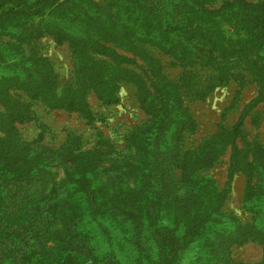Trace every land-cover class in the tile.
<instances>
[{
  "label": "trees",
  "instance_id": "obj_1",
  "mask_svg": "<svg viewBox=\"0 0 264 264\" xmlns=\"http://www.w3.org/2000/svg\"><path fill=\"white\" fill-rule=\"evenodd\" d=\"M61 1L65 3L0 0V35L10 37L7 47L0 48L5 64L4 71L0 68V100L6 105L0 112L2 264L80 263L78 250L82 249L91 261L98 262L113 250L132 263L142 250L147 254L144 262L147 259L151 264H195L184 255L195 248L209 256L199 264H252L234 260L229 247L251 241L264 248V143L256 138L247 142L243 127L250 110L264 103V0H224L213 9L207 6L211 0H79L81 10L71 5L76 0ZM235 19L244 33L226 32V21ZM4 23L10 32L1 31ZM45 36L59 44L68 43L72 49L78 71L64 84L50 58L42 53L40 39ZM120 49L139 57L157 50L186 62L189 69L172 79L162 72L159 59H144V68ZM135 67L150 74V86L143 77L147 74ZM127 80L135 87L149 120L129 133L131 152L123 154L111 140L101 141L91 151L99 152L101 159L93 155L89 165L102 159L139 162L136 158L144 153L145 145L152 138L154 146L158 137L165 141L166 151H178L171 159L177 192L175 199L158 202L155 179L142 190L141 177L134 181L127 168L119 172L114 168L109 174L115 183L108 177L107 183L93 188V198L102 205L101 215L94 218L90 195L74 184L77 177L71 171L76 162L72 158L84 153L81 138L75 136L79 142L75 150L70 144L73 136L57 149L71 151L65 160L56 149L38 143L39 138L31 142H37L36 150L26 148L27 142L17 137L18 124L37 117L35 103L78 112L87 122H94L88 101L91 92L104 105H116ZM230 80L241 85L243 81L256 83L257 96L231 127H221L195 150L189 149L187 137L198 129V123L183 106L181 91L192 100L204 99ZM172 127L178 138L170 133ZM238 138L242 147L236 143ZM229 149L230 180L240 171L246 175L245 208L256 219L250 224L224 210L229 188L220 189L205 173ZM25 151L30 152L28 158L20 160ZM160 156L161 152L155 159ZM51 166L61 167L66 178L55 191H44L42 181ZM60 232L66 233L64 238L57 236ZM71 232L80 239L68 236ZM216 236L226 238L227 250L216 247ZM182 244L184 251L179 249ZM99 247L105 248L103 255ZM254 264H264V260Z\"/></svg>",
  "mask_w": 264,
  "mask_h": 264
},
{
  "label": "rangeland",
  "instance_id": "obj_2",
  "mask_svg": "<svg viewBox=\"0 0 264 264\" xmlns=\"http://www.w3.org/2000/svg\"><path fill=\"white\" fill-rule=\"evenodd\" d=\"M78 1L79 0H76V3L71 2V5H74L73 7H75L77 10H81V6L80 4L78 5ZM223 1L224 0H211L207 4V6L211 9L215 7L218 8L223 4ZM249 1L259 3L262 0ZM62 2L63 1L58 0L57 4H62ZM3 25H5V28L3 27L1 31L10 32L11 28L9 26L6 27V23L1 24V26ZM241 26L242 25L240 24L238 19H235L232 21H226L223 27L225 28L226 32L230 29L229 33L231 35L234 33L233 35H235V32H245V29L241 28ZM106 33L108 36L110 35L109 31ZM9 39L10 37L8 36L0 35V45H4L0 48L7 47L6 45ZM40 43L42 45V53L50 58L55 69L60 75L61 84H64L71 78L72 75H74L76 71H78L76 70V66H74V57L70 45H68V43L59 44L55 42L54 38L51 36H45L41 38ZM120 51L130 57L136 58L139 65L143 66L144 68H146V62L152 60L153 57L159 59V66H161L162 72L167 73L172 79L180 76L184 72V69H189V67L185 64L186 62L182 61L181 63L178 60H173L172 57L167 56L157 50L151 53L150 56L142 54L143 58L134 56V54L123 49H120ZM0 57H2L0 61V68L2 71H4V56L1 55ZM144 59L146 62L144 61ZM135 68H137L139 72L141 71L140 73H142L143 75L147 74L143 77L146 81H148L147 85L150 86V80H152L150 74L148 72H142L143 70L139 67ZM79 73L81 72L79 71ZM243 82V85H241L237 81L230 80L228 84L217 88L206 98L198 100L190 99L186 96L184 91H181L183 96V106L186 107L190 113L194 114L196 122L198 123V129L187 137L186 145L189 146V149L195 150L196 147L202 144L204 139L206 140L218 133L221 127H231L238 120L240 113L244 110L245 106L258 94V86L256 83L251 81ZM88 101L90 103L92 111L94 112V116L96 117V120L91 123L87 122L82 116L79 115L78 112H70L64 109H49L41 103H35L32 107L37 117L25 124H18V139L25 143L27 142L26 144L28 147L26 146V148L36 150L38 148L37 142H31L39 138L40 141L38 143L52 147L54 150L56 149V152L58 153L57 155L66 160L65 156L67 157V155H69L71 151L65 150L62 152H58L57 149L65 144L70 136H73L70 144L71 149L75 150V148H77V144L79 143L76 138H78V136L81 138L79 139L80 142L82 141V143H80L82 145V148L80 150L84 153L78 155L77 158H72L74 162H76L73 165L71 171L73 172V177H77V180L74 184L83 186L85 190L88 191V195H90L89 201L91 204V209L94 212V218L97 217V215H101L100 212L102 205L97 200V198H93V193L101 186L102 183H107L108 177L112 180V183H115L113 179L115 177H110L109 174L110 171L114 168V172H119L123 168H127L134 181H137L138 178L141 177L140 180L141 184L143 185H141L143 187L142 190H145V188L153 184L151 180L155 179L154 182L158 187L157 191L159 193L158 202H162L163 198H166L168 200L175 199V194L177 192V183L176 181H174V178L172 176L171 159L175 157L178 151H166L167 145L163 139L162 141H160L161 138L156 137L157 139L154 141L155 147L151 145V138V141L149 143L151 147H148L149 144L147 143L145 145L146 149L144 150V153H141V155L139 154V157L136 158L139 162H136L133 158H124V160L121 162L102 159L99 160V162L96 163L95 166L89 165L91 156L95 155L97 159H101L99 152H91L95 147L98 146L99 142L101 141L111 140L116 145L117 150L123 154L131 152V149H129L127 142L129 133L138 125H143L149 120V114L145 112V110L143 109V107H141L139 101L137 100L135 87L130 82H128V80L123 82L120 91V102L116 105H104L97 98L94 92H91V94L88 96ZM5 108V102L0 100V112H3ZM167 126H169V124H167L166 127ZM243 127L246 131L247 142H253L256 138L264 143L263 102L259 103L254 109L250 110L249 114L244 119ZM147 129H149V127H147L146 130ZM170 133L177 137L175 127L171 128ZM0 135H3L1 129ZM145 136L144 139L146 140ZM236 143L239 147H242V144H244L241 141V138H238L236 140ZM206 144L203 147L206 148ZM245 146H247L246 143ZM178 148H181L179 143ZM82 149L87 151H84ZM150 149H154V153H151ZM160 152V159H155L157 154ZM29 153V151L23 152L20 155L19 159H27ZM230 156L231 151L229 149L224 153V155H222V157H220V159H218L217 161L215 160L214 165L205 173L217 181L220 189L229 188V197L225 202L224 210L234 213L241 222L250 224L256 221V219H254L253 214L245 208L244 199L247 183L246 175L245 173L240 171L236 173L230 180ZM62 178L66 177L65 172L61 167H49V170L46 171V178H43V184L41 183L44 191H46L47 189L50 191L53 188V191H55L59 186L58 183H61ZM129 185L132 186L134 184ZM142 190L139 191L141 192ZM65 235L66 233L61 232L57 234V236L60 238H64ZM68 236L73 238L76 237L77 240L80 239L74 232H71ZM216 239V247L219 245L220 249H228L227 242L223 243V239L226 238L222 236H218L217 238L216 236ZM70 241H76V239L73 240L71 238ZM76 246L82 247L78 246L77 244ZM216 247L214 246L215 250ZM183 248H185L184 244L179 245L180 250L184 251L185 249ZM98 249H101L99 252L101 253V255H103L105 248L99 247ZM229 249H231L232 258L236 261H243L246 263L254 264L261 260H264V248L261 244L255 242L249 241L244 243L243 245L235 244L229 247ZM197 251L198 248H195L194 250L187 249L184 255L188 256V260H194L195 264H199L202 259H204L205 257H209L207 253L206 255H201L199 254V252L197 253ZM78 252V256L82 259V261L80 263L71 262V264H151V262H149L147 259L144 262L147 254L142 250H140L139 253H136L138 255H136L135 261L132 263H128L130 261H124L126 257L125 254L124 257L118 254L121 252H114L113 250H110V252H108L106 256L107 258H104L103 260L101 259V262L91 261V259L87 257V250L85 249H82V251L78 250ZM0 264H2L1 256ZM9 264L19 263L16 262Z\"/></svg>",
  "mask_w": 264,
  "mask_h": 264
}]
</instances>
